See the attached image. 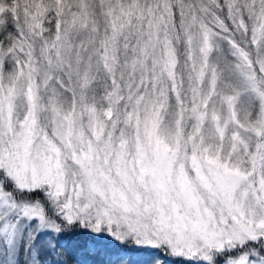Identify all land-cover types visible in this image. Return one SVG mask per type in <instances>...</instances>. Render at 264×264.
I'll return each instance as SVG.
<instances>
[{
  "label": "snow or ice",
  "instance_id": "obj_1",
  "mask_svg": "<svg viewBox=\"0 0 264 264\" xmlns=\"http://www.w3.org/2000/svg\"><path fill=\"white\" fill-rule=\"evenodd\" d=\"M0 264H264V0H0Z\"/></svg>",
  "mask_w": 264,
  "mask_h": 264
},
{
  "label": "trees",
  "instance_id": "obj_2",
  "mask_svg": "<svg viewBox=\"0 0 264 264\" xmlns=\"http://www.w3.org/2000/svg\"><path fill=\"white\" fill-rule=\"evenodd\" d=\"M133 258H134V259L136 258L134 254H133Z\"/></svg>",
  "mask_w": 264,
  "mask_h": 264
}]
</instances>
